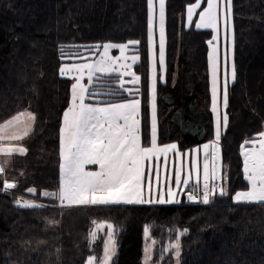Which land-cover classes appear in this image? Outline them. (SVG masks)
Wrapping results in <instances>:
<instances>
[{"label": "trees", "instance_id": "16d2710c", "mask_svg": "<svg viewBox=\"0 0 264 264\" xmlns=\"http://www.w3.org/2000/svg\"><path fill=\"white\" fill-rule=\"evenodd\" d=\"M192 2L166 0L168 82L158 84L157 94V142H176L182 150L214 138L208 61L213 32L185 25ZM232 9L237 77L229 84V124L221 140L229 195L213 197L209 205L187 204L183 197L173 205L28 209L16 200L39 202L42 190L59 189V129L72 84L59 68L91 55L92 47L140 41L142 144L150 146L147 5L146 0H0V123L25 110L36 116L28 136L16 141L28 152L14 153L0 176L17 185L0 192V264H85L103 247L104 234L91 239L93 220L111 222L118 233L112 264H142L145 227L160 244L187 229L179 238L180 264H264V206L233 200L234 193L248 190L241 144L264 122V0H233ZM118 81L117 75L95 78L89 91L99 94L87 102L128 99ZM29 187L37 194L27 193ZM47 219L58 223L48 225ZM162 264H172L171 253Z\"/></svg>", "mask_w": 264, "mask_h": 264}, {"label": "snow or ice", "instance_id": "6c2138e0", "mask_svg": "<svg viewBox=\"0 0 264 264\" xmlns=\"http://www.w3.org/2000/svg\"><path fill=\"white\" fill-rule=\"evenodd\" d=\"M204 0H193L187 8V24H193V14L201 8ZM148 49L150 53V74L148 77L149 114H150V146L142 144V101L140 98L141 76L131 71L132 65L140 60L137 53L139 40L126 43H106L97 46L94 51L102 55L95 63H71L59 68L61 77L75 82L71 85L70 106L62 113V126L59 129L60 142V182L58 191H41V200L16 203L21 208L41 209L46 207H87V206H120L143 204H179L181 197L187 201L210 204L211 197L229 195L224 186V175L221 163V140L229 124V83H235L237 72L234 60V27L232 25L233 0H206V7L198 14L196 29H210L216 35L208 40L211 51L208 55L211 74L210 111L213 116V139L203 143L201 147L192 149L191 153L182 152L177 143L163 146L157 142V94L158 84H167V68L165 60V7L166 0H146ZM223 30V48L219 45V37ZM158 31V35H157ZM231 35V55L229 60V37ZM110 50L119 55H109ZM131 50V63L126 51ZM121 69L123 71H121ZM87 72L88 83H83ZM75 73V75H72ZM97 73L112 74L119 77L118 87L129 98L119 103L96 106L86 103L99 93L89 91L93 78ZM132 87H125L124 77ZM115 95L116 93H111ZM36 120L32 112H21L19 115L0 123V140L20 141L28 136L31 122ZM20 155L28 152L24 146L15 149ZM203 155L202 178L200 155ZM169 154L173 176L169 173ZM243 157V179L248 190L233 194L235 203H257L264 206V122L261 130L245 139L241 144ZM190 158V163L186 160ZM156 161L155 170L148 168L146 161ZM163 161L161 165L160 161ZM98 166V170H88L86 166ZM163 170V187L161 185ZM4 169L0 167V176ZM15 181L0 179V192L16 187ZM32 195L37 194L35 187L25 190ZM147 192V195L145 193ZM155 192V195H154ZM45 199L54 203L49 205ZM48 225L58 223L55 219H47ZM92 224L104 228L103 223ZM107 228L113 229L108 223ZM144 237L149 236V229L144 228ZM187 229L179 232L174 250L176 264H179V236ZM94 237L95 230L91 233ZM118 233L109 232L108 243L103 247V264H112L116 255ZM25 243H31L26 241ZM42 243V241L38 242ZM155 239L152 244H155ZM145 264L150 258V249L143 250ZM95 255H89L87 264H94Z\"/></svg>", "mask_w": 264, "mask_h": 264}, {"label": "rangeland", "instance_id": "374dc122", "mask_svg": "<svg viewBox=\"0 0 264 264\" xmlns=\"http://www.w3.org/2000/svg\"><path fill=\"white\" fill-rule=\"evenodd\" d=\"M189 6H191V5H189ZM204 7H206V0H204V2L201 3V8L200 9H196L194 11V14H193V23L194 24L197 23V22H199L198 21V14H199L200 11L203 10ZM184 23H185V25L188 26V24H187V11H186V15L184 17ZM232 25H233V16H232ZM157 35H158V31H157ZM214 35H216V33L213 32V36ZM106 43H123V42L107 41V42H105V43H103V44H101L99 46H102V45H104ZM124 43H126V42H124ZM223 44H224V40H223V30L221 29V33H220V37H219V45H220L221 49L223 48ZM97 46L98 45H96V46H94V47L91 48L93 50V52L91 53V55L86 56L82 60H77V61H72V62H64V63L61 64V66H63L64 64H71V63H92V64H95L99 60L100 56L102 55V48H101L100 51H94V49H96ZM229 48H230V51H229V60L231 61V59H232V55H231V35L229 37ZM210 51H211V48L209 46V53H210ZM137 53L139 54L138 51H137ZM132 54L133 53H132L131 50L126 51V55L129 57L128 63H131L130 57H131ZM109 55L116 56V55H119V53L116 50H110ZM139 56H140V54H139ZM140 60H141V56H140ZM140 60L136 64H138L140 62ZM136 64L132 65L131 71H133L136 74H138V72L136 71ZM121 71H123V70L121 69ZM72 75H75V73H73ZM111 75H116V74L115 73H112V74L97 73L94 76V78H93L92 84L94 83V79L97 78V77H106V76H111ZM130 79H131V76L124 77V80L126 81L125 87H132L131 84H128L127 83V81L130 80ZM71 81H72V84L75 82L72 79H71ZM210 81H211V74H210ZM83 83H85V84L88 83V81H87V72L86 71H85V79H84ZM229 84H231V82ZM70 102H71V93H70ZM70 102H69V106H70ZM86 103H89V102H87V100H86ZM3 145L4 146L2 147V149H8V147H9L8 145H5V144H3ZM0 149H1V147H0ZM2 153H3V163H4V166L7 167V166L10 165V157L8 159H6V156H7L6 151H2ZM86 167H87V169L90 168L88 166H86ZM20 200L23 202V201L28 200V199H22V198H20ZM101 223H103L105 225V227L104 228H97L94 225L93 230H95L96 235L94 237L91 235V239L92 240H95V239H97L99 237L100 234H104V237H103V247H104V244L105 243H108V234H109V232L111 231L113 233H116V231H115L114 225L111 222H109V221H97V224H101ZM108 223H111L113 225V229L109 230L107 228L106 225ZM147 228L149 229V227H147ZM180 236H179V238H180ZM143 238H144V248L145 247H148L150 249V258L148 259L147 264H162V263H165L167 261V256L169 255V253H171L172 264H176V257L174 255V250H172L171 247H170L171 244L175 243V240L172 241V242L165 241L163 244L162 243L160 244L159 241L155 239L156 243L155 244H152V240L154 238L151 235L150 229H149V236H148V238L146 239L144 237V232H143ZM179 242H180V239H179ZM117 245H118V243H117ZM103 247H102V252H101V255L100 256H97L95 254H91V255H95L96 258H97L96 261L94 262V264H103ZM117 252H118V247H117V250H116V254H117ZM180 252H181V243H180ZM114 257L112 258V262H113ZM85 264H87V260H86ZM142 264H145L144 254H143V258H142ZM179 264H180V257H179Z\"/></svg>", "mask_w": 264, "mask_h": 264}, {"label": "crops", "instance_id": "0c3cea01", "mask_svg": "<svg viewBox=\"0 0 264 264\" xmlns=\"http://www.w3.org/2000/svg\"><path fill=\"white\" fill-rule=\"evenodd\" d=\"M120 102H122V101H120ZM114 103H119V102H114ZM92 104H94V103H92ZM107 104H110V103H106V104H94V105H96V106H106ZM21 112H29V111L25 110V111H21ZM21 112H18L14 116L19 115ZM13 117H11V118H13ZM6 122H7V120L5 122H3V123H6ZM34 123H35V121L31 122V130L33 128ZM172 143H176V142H172ZM3 144L8 145L9 146L8 149H15V148H17V147L20 146V145H18L16 143V140H9L7 138V136L5 137V139L0 140V147H1V149L4 146ZM158 145H160V144H158ZM202 145L203 144H201L199 146H196V147H201ZM160 146H163V145H160ZM196 147H194V148H196ZM180 150L182 152H187V153H191V151H192V149H190V150H188V149L187 150L180 149ZM6 153H7L6 159H8L10 157V160H11L12 155L14 153H17V152H15V151L7 152L6 151ZM172 159H173L172 154H169V160H170L169 173H170V175L173 176V179H174V173L172 172V167H171V160ZM186 160L190 163V158H186ZM160 163L162 165L163 164V161L161 160ZM199 163H200L201 178H202V167H203V155H202V152H201V155H200V161H199ZM221 163H222V155H221ZM0 167H3L4 170L6 168V166H4V163H3V153H2V151H0ZM88 167H90V168H88V170H98V166H95V165H88ZM149 167H151L153 169V171H154L155 170V167H156V161L155 160L150 161V162L146 161V169H145L146 175H147V171H148V168ZM222 169H223V164H222ZM163 180H164L163 170H161V185H162V187H163ZM145 195H147V192L145 193ZM154 195H155V192H154ZM182 199H183V196L181 197V201H182ZM212 199H213V197L210 198V200H212ZM143 205H149V204H143ZM152 205H156V204H152ZM165 205H173V204H165Z\"/></svg>", "mask_w": 264, "mask_h": 264}, {"label": "built area", "instance_id": "2783aa9c", "mask_svg": "<svg viewBox=\"0 0 264 264\" xmlns=\"http://www.w3.org/2000/svg\"><path fill=\"white\" fill-rule=\"evenodd\" d=\"M187 202V204H197V205H203V204H201V203H194V202H189V201H186Z\"/></svg>", "mask_w": 264, "mask_h": 264}]
</instances>
